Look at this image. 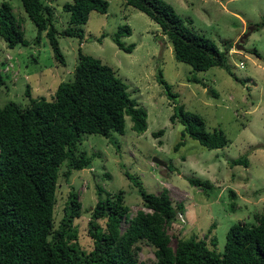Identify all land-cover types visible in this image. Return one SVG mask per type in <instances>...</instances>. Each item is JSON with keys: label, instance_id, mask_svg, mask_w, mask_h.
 <instances>
[{"label": "rangeland", "instance_id": "1", "mask_svg": "<svg viewBox=\"0 0 264 264\" xmlns=\"http://www.w3.org/2000/svg\"><path fill=\"white\" fill-rule=\"evenodd\" d=\"M2 1L12 5L28 43L9 47L0 37L1 72L6 80L0 89V104L9 100L28 103V84L30 95L44 93L49 98L60 81L73 77L80 46L85 53L111 65L127 84L130 96L147 111V127L142 132L132 128L126 115L124 133L82 136L77 151L86 152L91 162L72 169L68 178L62 173L66 165L61 166L55 225L63 214L70 185L82 202L75 223L78 242L85 250L93 244L88 220L97 199L96 185L108 191L122 188L129 216L138 209L148 211L124 170L137 174L147 191L158 193L166 188L174 204L184 202L182 220L167 228L171 246L178 232L179 236H206L208 241L214 236L213 247L222 251L232 223L256 221L255 215L264 210V25L256 27L264 17V0H165L190 20L187 24L192 30L227 52V68L213 65L205 70H195L177 59L160 25L124 0H108L104 13L91 10L81 25L82 37L58 35L65 57V64H61L53 56L45 31L35 41L37 28L21 0ZM44 1L52 6L57 30H62L69 18L62 5L71 0ZM121 24L131 28L130 34L120 37L125 44L134 43L131 51L119 48L113 39ZM158 67L171 90L178 93L176 101L200 114L208 130L220 127L228 137L226 145L209 148L186 134L184 144L174 148L181 139L183 124L170 119L174 104L157 80ZM191 76L198 81L189 80ZM159 129L162 133L154 134ZM153 156L165 165L155 163ZM241 156L247 157V165L231 164V159ZM190 176L208 179L211 186L203 189L193 185ZM230 189L235 191L234 198ZM126 225L123 222L122 227ZM136 244L140 246L138 259L153 264L155 247L146 239Z\"/></svg>", "mask_w": 264, "mask_h": 264}, {"label": "trees", "instance_id": "2", "mask_svg": "<svg viewBox=\"0 0 264 264\" xmlns=\"http://www.w3.org/2000/svg\"><path fill=\"white\" fill-rule=\"evenodd\" d=\"M22 6L34 22L39 41L41 33L51 46L54 58L65 64L58 35H83L82 24L91 10L106 12L108 0H71L63 3L69 13L67 25L57 30L53 23L52 6L44 0H21ZM145 12L167 34L177 59L189 63L195 70L213 65L227 68V52L204 34L192 30L190 20L178 14L165 0H124ZM264 25L263 19L256 27ZM128 24H121L113 34L119 48L131 51L134 43L125 44L120 37L130 34ZM0 37L9 47L27 44L21 24L9 1L0 3ZM0 89L5 84L1 72ZM4 65V64H3ZM189 80L198 81L195 76ZM157 80L173 100L172 121L183 124L181 139L186 134L209 148L227 144L228 137L220 127L208 130L204 118L176 101L178 93L157 68ZM213 91V90H212ZM26 104L9 100L0 104V264H147L137 257L140 239H146L154 248L153 264H264V210L255 215L253 223L237 221L226 232L222 251H217L214 236L208 241L197 234L175 237L171 246L167 228L178 224L186 210L182 201L173 203L168 190L149 192L141 178L124 170L136 187L148 211L138 209L128 215L124 190L108 191L96 185L97 199L88 220V234L92 248L83 249L78 242V226L82 202L73 185H70L63 214L55 225L56 191L60 169L68 178L72 169L89 165L90 156L77 151L85 133L109 136L111 132L124 133L125 116L132 128L142 132L147 127V111L138 105L127 90V84L115 69L99 57L85 53L78 47L73 77L60 81L48 98L44 93L30 95ZM215 93V92H214ZM216 94V93H215ZM162 133V129L154 134ZM231 164L247 165V157L230 160ZM193 185L206 189L210 180L188 177ZM230 195L235 191L230 189ZM234 206V202H230ZM102 219L103 223L99 220ZM123 222H127L125 228Z\"/></svg>", "mask_w": 264, "mask_h": 264}, {"label": "water", "instance_id": "3", "mask_svg": "<svg viewBox=\"0 0 264 264\" xmlns=\"http://www.w3.org/2000/svg\"><path fill=\"white\" fill-rule=\"evenodd\" d=\"M152 160L155 161V163H157V164H163V165H165L164 161L162 159L156 157V156H153L152 157Z\"/></svg>", "mask_w": 264, "mask_h": 264}, {"label": "built area", "instance_id": "4", "mask_svg": "<svg viewBox=\"0 0 264 264\" xmlns=\"http://www.w3.org/2000/svg\"><path fill=\"white\" fill-rule=\"evenodd\" d=\"M240 65L242 66V62L240 63Z\"/></svg>", "mask_w": 264, "mask_h": 264}]
</instances>
